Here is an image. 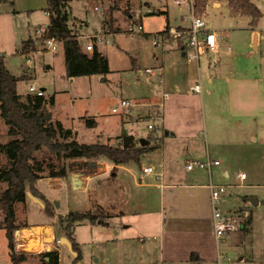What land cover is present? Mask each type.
I'll return each instance as SVG.
<instances>
[{
    "label": "crops",
    "instance_id": "0c3cea01",
    "mask_svg": "<svg viewBox=\"0 0 264 264\" xmlns=\"http://www.w3.org/2000/svg\"><path fill=\"white\" fill-rule=\"evenodd\" d=\"M63 1L68 13L67 22L69 27L83 41L92 38V35L101 31L105 26L107 29L109 27V31L105 32V36L111 32L112 27L104 21L103 14L101 29L99 31L86 32L83 28L85 23L79 18V20H77L76 16H73L69 0ZM250 1L256 6L257 2L260 4L258 0ZM90 2L93 4L96 3L93 8L97 10L98 6L102 5L99 0H90ZM209 2L210 4L206 6V8L212 5L211 7L220 10L224 4L227 7L228 17H243L231 15L227 0H209ZM179 9L181 10L180 12L183 11L182 4L179 6ZM45 13L48 16L46 11ZM164 13L167 14L165 11ZM249 18L251 17L249 16ZM140 19L136 20L138 22H134L135 20L131 21L126 31L131 33L138 32L134 30L133 27L138 23L142 24V20ZM165 20V26L159 31L154 30L153 32H145L143 34L152 39L153 36L160 34V32L165 29L167 22L170 27H177L179 25V23H172V20H169L168 16L165 17ZM259 20L255 26L251 25V18L246 24H233L235 26L223 29L213 26L208 27L211 30L213 29L216 33L218 48L216 51H206L199 59L195 60H190L186 57L182 46H178V48L170 45L155 46L151 42L153 47H155L151 52H148L147 55L153 60V64L144 67V72L145 68L153 69L152 73L146 72L148 75L147 80L149 82L154 80L158 91H151L147 93L145 97L136 100L137 102L132 105L133 111L129 114L130 116L125 119L120 117L119 119L120 123L123 124L122 128L124 130V126L128 125V122H132L133 119H136L138 115L140 116V120H149V118L153 120L154 115L159 116L160 123L164 129L163 135L165 136L164 137L162 134L160 135L163 129L158 132L152 131V133L149 134L155 149L146 153H149L150 158L155 160V162L152 161L141 164V170L146 165H150L153 171L147 174L143 171L140 172V174L145 175L150 180L143 182L140 177H137L138 179L135 181L137 187L154 191L159 197L156 203L158 218L155 222L158 232V250L156 244H145V240H142L141 243L143 245H141L140 249L144 250V252L141 257V263L139 264H213L216 257L217 246L214 239L212 225L213 210L211 208L209 191V183H214L211 178L212 174H208L206 170L200 169L186 171L184 163L181 165L178 164V155H185L184 162H186L187 160L203 159L205 154H208L212 156L213 159L216 158L220 160V164L215 166L216 171H220L224 180L230 179L234 174L236 181L238 180L239 182L238 186L248 188L250 186H256L252 181L245 184V181H247L251 174V169L247 170L246 166L241 167V163H244L243 165L253 164L254 160H251L254 156L252 155V145L258 143L264 145V26H261ZM77 21L84 26L81 27V25H77ZM48 24L47 22V24L40 26L47 27ZM208 25L207 21V26ZM117 29L122 30L120 27ZM35 37V39L39 41L32 40L29 36L23 39L22 46L16 51L23 49L26 40H29L30 46L34 47H31L33 48V53H37L40 50L52 51L43 45L41 38L39 39L36 33ZM230 37H232V39H230ZM37 42H41L40 48L36 45ZM36 48H38V50H36ZM59 49V62L64 65L63 74L68 77L65 72V57L62 42H59L58 49L52 52H57ZM99 50L104 53V49L101 46H99ZM202 56L207 57L203 65H201ZM132 65L139 70L134 59H132ZM22 67L23 76L27 75V77H30L31 74L25 71V68L29 70L30 66L27 64V67L25 65ZM46 68L48 70L52 69L51 65H46ZM138 73L141 74V72ZM14 76L18 77L17 75ZM196 81L200 83L201 88L200 92H196L199 94L200 105L198 106V112H200L199 109L201 106V111L204 113L200 121L201 123L190 121V113L194 107H192V105L187 107L182 103V96H189L185 94H189V92L196 94L190 90V87ZM253 81L258 88L254 87ZM249 83H251V85H248ZM230 85L234 86V89H229ZM41 88L44 90L43 87ZM164 91L168 92V97L163 96ZM26 95H24L23 98ZM170 115L176 117V119L181 116L184 121L181 123L171 121L169 119ZM204 119L205 122L207 120H212L216 121V123H211L210 126H207L205 125ZM127 130L128 131H121L115 136L120 135L122 132H126L127 134H133L137 140L134 128H132L131 124L127 126ZM201 136L202 138L203 136L205 139L207 138L208 142L211 143V153L209 149L206 148V153L204 155L202 154L203 156L200 155L199 157V153L196 155L198 157H193L195 153L191 152L197 151L199 138H201ZM146 153L143 155H146ZM112 165L114 166V164H111L109 161V166L112 167ZM117 167L126 168L125 165H118ZM239 172H245L247 177L244 180L239 179ZM153 178H156L158 181L154 182ZM217 181V184H223L226 188H231L232 186L228 184L229 181ZM36 188L38 187L36 186ZM252 196L257 199V204L250 203L249 198ZM145 200L146 202L149 201V194L148 198L146 197ZM28 204H30L29 201ZM222 204V211L236 217L239 227L224 238L222 241L223 243L220 245V251L226 253L231 252L232 254L236 253V264H264V209L260 208V206L264 207V199H259L256 194H244L241 195L239 199L228 189L227 193L221 198V205ZM122 218L120 213L116 212L115 215L110 217L107 221L97 220L95 223H91L88 220H81L75 222L74 224H76V226L73 224L70 232H72L73 242L78 246L79 252L81 253L80 258L83 257L84 245L89 243V241L83 238V235L79 233L78 236L77 234L80 224H87L88 228L95 233L100 232L104 249H106L111 241L118 243L121 241V243H124L130 240V238H128L130 235L124 234L129 229L128 222H124ZM43 219V222H32L25 226H31V224H48L51 225L54 231V226L51 222L55 220H50L48 218ZM64 225L65 222L61 225L62 228ZM62 228H60L58 223L55 226V229H57L56 231L60 229L63 230ZM113 228L115 229L114 233L116 235H118L119 232L121 233L119 239L114 238L111 240L110 234ZM63 232L65 235L66 230L64 229ZM133 237L134 236H131V238ZM7 242L6 254L10 264H13L10 260ZM38 245L39 248H35L38 249V253H34L35 251L25 252L22 247L23 245L18 243L17 246L21 247L22 250H16V252L22 253L23 259L17 264H22L29 255L37 257L38 260L41 258L42 260L43 257H41V253L49 250H57V264H62L61 260L66 254L65 251L68 252L67 255L70 256V260L74 263L75 256L70 253L67 246L56 247L51 243H43L41 241ZM150 246V250H152L153 253L149 252L150 250H145ZM117 250V247L112 249L113 252ZM47 259L48 257L44 258L45 261ZM98 259L99 257H97L94 262L96 263ZM77 263L83 264L81 260ZM135 264H138V262Z\"/></svg>",
    "mask_w": 264,
    "mask_h": 264
},
{
    "label": "rangeland",
    "instance_id": "374dc122",
    "mask_svg": "<svg viewBox=\"0 0 264 264\" xmlns=\"http://www.w3.org/2000/svg\"><path fill=\"white\" fill-rule=\"evenodd\" d=\"M258 1L260 4H258L257 1L256 4L262 14L259 22L261 26H264V0ZM101 4L102 5H99L97 10L93 8L96 3L93 4L90 0H69L73 16H76L77 20L81 19V21L85 23L84 26L77 21V25H81V27L84 26L83 28L86 32L99 31L101 29L102 14L103 19L109 26L110 21L112 22V30L105 36L107 40L100 45L104 49L105 56H107L109 61V72L106 76L66 77L63 74L64 65L59 62L58 55L60 49L57 52L40 50L37 53H33L31 56L30 69L27 70L25 68V71H28L31 76H23L22 66L25 65L27 67L26 58L21 55L20 51L16 50L22 46L23 39L29 36L32 40H38L35 39L36 28L48 22V16L45 13L47 0H5L0 2V54H2V56L4 55L7 68L12 74L18 77H25V79H20L18 81L16 92L24 96L31 93L28 91L30 85L36 88L43 87V105L51 115L48 120L51 124L60 122L63 126L70 127L76 132V140L84 143H94L97 141L114 143L115 135L121 131H128L127 126L129 124L134 128L137 139H146L149 137V134L152 133V130L148 128L147 119L140 120V116L138 115L132 122H128L129 124L127 123L128 125L124 126L123 130V124L120 123L119 119L120 117L125 119L130 115L114 113L112 112L111 106L118 101L119 98L129 99L135 104L137 102L136 100L145 97L147 93L158 91V88L155 86L156 82L154 80L149 82L147 80L148 75L144 72V67L153 64V60L147 54L151 52L155 46L153 47L151 43L152 39L146 37L143 33L162 29L165 26L166 16H168L169 20H172L174 24H189V21L180 22L178 20L177 16L181 10L179 9L180 5L176 3L175 0H121L117 3L118 7L116 8H110L113 6L110 0H102ZM209 4L210 2L208 1L206 6ZM182 6V12L188 15V4H182ZM211 6L205 8L200 14L203 16L205 15V19H207L209 24L208 27L213 26L223 29L235 26L233 24H246V22L251 20L247 15L238 18L228 17L227 7L224 4L220 10ZM147 8L161 9L163 12L160 14L144 13ZM164 11L167 12V14H165ZM137 15H141L140 20H142L141 25L144 32H127V26L130 25L131 21L135 20L134 22H138L136 21L138 19ZM119 27L122 30L117 29ZM133 28L136 30L137 25H134ZM106 31H109V27L107 29L105 26L97 33L105 35ZM230 39H232V37H230ZM87 40L91 39L88 38ZM36 45L40 48L41 42H37ZM38 48H36V50H38ZM132 59L135 60L139 70L132 65ZM206 59V56L201 57V65L205 63ZM46 65H51L52 69L48 70ZM138 72H141V74ZM102 77H104L103 80ZM253 83L254 87L258 88L254 81ZM248 85H251V83ZM231 88L234 89V86L230 85L229 89ZM185 95L189 96H182V103L187 107L191 105L194 107L190 113V121L201 123L200 121L204 113L201 111V106L199 109L200 112H198V106L200 105L199 94L189 92V94ZM84 117L95 119L96 126H94V128H89L84 125V121L82 120ZM169 119L177 123L184 121L181 116L176 119V117L170 115ZM206 122L205 125L207 126H210L211 123H216V121L212 120H207ZM163 132L164 129L161 131L160 135H163ZM9 137L10 136L7 135V127H5L0 120V143L6 142ZM206 139L204 136L203 138L202 136L199 138L197 151L191 152L195 153L193 157H198L196 155L199 153V157L202 154L204 155L206 153V148L209 149L211 153L212 145L208 142V139L206 143ZM149 141L152 145L150 138ZM251 149L253 150L252 155H254L251 159L254 160L253 164L243 165L244 163H241V167L246 166L247 170L251 169V174L247 181H245V184L252 181L256 186H250L249 188L238 186L239 182L238 180L236 181L234 174L230 179L224 180L220 171H216V166L211 169L210 174H212L211 178L215 184H217V180H219V182L229 181L228 184L232 186L231 188L227 187L226 190H231L235 197L240 199V196L244 194H256L257 197L262 200L264 199V145L258 143L252 145ZM43 154L51 156L46 148H43V151L37 155L42 156ZM167 156L165 157L169 158ZM177 157L179 165L185 164V155H178ZM140 158V165L146 164V162H155V160L150 158L149 153H146V155ZM68 164L69 170L65 177H43L36 182V186L38 187L37 190L39 189V193L49 201L54 215H48L43 207L27 196L25 202H18L15 204V222L20 226L18 229H25L27 227L22 226L32 222H43V218L55 220L51 222L55 231V239L51 244L56 247H62L64 245L59 244L57 241L60 237L65 235L61 229L56 231L57 229H55V226L57 223L59 224V220L66 217L68 213L91 212L95 215L103 214V216L106 217L97 220L107 221L118 212L120 216L123 217L122 220L128 222L129 229L124 234L130 235V237H128L130 240L124 243L119 241L120 244L111 241L108 244L109 246L104 249L100 232L95 233L88 228L87 224L79 223L78 236L80 233L83 235V238L89 241L88 244L84 245L83 257L80 258V260L83 264L141 263V257L144 252V250L140 249L141 245H143L141 243L142 240H145V244H156V248L159 246L158 232L155 226V222L158 218L156 203L159 197L156 195V192L148 189L146 190V188H139L135 184V181H137L139 177L143 182L150 180L145 175L140 174L142 171L141 166L132 162L129 163V165H125L126 168H118L113 165L111 167L109 166V161L102 157L95 161H86L82 159L68 160ZM7 165L8 161L6 156L0 151V169L6 168ZM153 181L157 182L158 180L153 178ZM5 185V183L0 181V192L5 188ZM148 194L149 201L146 202L145 199L146 197L148 198ZM28 201L30 204H28ZM55 201L58 202V207L54 204ZM221 207L223 208V204L219 206V208ZM260 208L264 209V207L261 206ZM2 219L3 214L0 211V264H10L6 254L7 239L5 230L1 225ZM74 225L76 226V224ZM31 226L33 225L31 224ZM114 228L110 234L111 240L114 238L119 239L121 236L120 232L118 235L114 233ZM70 233L71 239L74 240L72 232ZM131 236L134 237L131 238ZM14 239L16 250H22L21 247L17 246V244L20 243L18 237L14 235ZM76 247L79 250L78 246ZM114 247H117L118 250L113 252L112 249ZM150 248L151 246L145 250L149 251ZM31 251L38 253V249ZM149 252L153 253L152 250ZM65 253L66 256L64 255L61 260L62 264H79L77 262L72 263L70 256L67 255L68 252L65 251ZM230 253L231 252L228 254L233 258L237 257L236 253ZM97 257H99V259L95 263L94 261ZM38 263L41 264V258L38 260L37 257L29 255L22 264Z\"/></svg>",
    "mask_w": 264,
    "mask_h": 264
},
{
    "label": "trees",
    "instance_id": "16d2710c",
    "mask_svg": "<svg viewBox=\"0 0 264 264\" xmlns=\"http://www.w3.org/2000/svg\"><path fill=\"white\" fill-rule=\"evenodd\" d=\"M2 1L5 0H0ZM119 1L121 0H110L113 4L110 8L118 7ZM208 1L195 0L197 14L202 13ZM227 1L232 16L249 15L252 18V26L258 23L261 12L252 1ZM63 2V0H47L46 12L49 17L47 26L49 34L63 44L67 76H93L94 74L106 76L109 72L107 56L96 46L92 52L84 49L83 40L68 25V13ZM110 26L112 27L111 21ZM169 27L167 22L165 29L161 32L167 35ZM29 45V40H26L23 48L30 49ZM20 79L25 77L19 78L12 75L5 65V58L0 54V120L7 127V135L10 136L6 142L0 143V151L4 153L8 161L7 167L0 169V181L6 184L0 192V211L3 214L1 225L5 230L9 256L13 264L23 259V254L17 253L15 247L14 233L15 229L20 227L15 222V204L25 202L28 190L43 201V208L48 215H54L49 201L36 188V182L39 179L65 177L69 170L68 160L95 161L102 157L113 163L114 167L129 165L132 162L140 165V157L155 149V146L149 143L150 137L146 138L148 143L142 146L139 139L136 140L133 134L126 132L115 136L114 143L98 141L84 143L76 140V132L71 128L63 126L60 122L51 124L46 118L44 95L28 93L23 98L16 92ZM82 120L89 128L96 126L95 119L84 117ZM43 148H46L51 156L45 154L38 156L37 154L43 151ZM105 217L103 214L79 212L69 213L59 220L60 228L65 222L62 229L66 230L65 235L72 242L74 251L77 252L74 262L80 260L81 253L71 239L70 230L73 224L81 220L95 223L97 219ZM41 257H43L41 264L58 263L57 250L45 251L41 253ZM45 257H48L46 261Z\"/></svg>",
    "mask_w": 264,
    "mask_h": 264
},
{
    "label": "built area",
    "instance_id": "2783aa9c",
    "mask_svg": "<svg viewBox=\"0 0 264 264\" xmlns=\"http://www.w3.org/2000/svg\"><path fill=\"white\" fill-rule=\"evenodd\" d=\"M179 5L186 3L188 4V15H185L183 12H180L177 16L180 22L189 21V24H179L177 27H169L167 31V35H164L162 32L160 34L153 36L152 43L155 46L161 45H170L182 46L184 48V54L190 60L199 59V57L204 54L206 51H216L218 48L217 36L215 31L207 26V20L204 19V16L196 13L195 0H175ZM163 11L160 9H150L147 8L144 13L147 14H160ZM143 14V13H142ZM141 14V15H142ZM141 15H137V18L140 19ZM136 31L142 33L143 27L140 23L137 24ZM37 37L43 42V45L52 50L56 51L58 49L59 40H56L53 36H51L48 32L47 27L40 26L35 31ZM91 40H87L84 43V49L87 52H92V50L103 44L107 39L105 35H100L96 33L92 35ZM21 55H24L26 58V62L28 66L31 65V54L33 53L32 48H23L20 50ZM145 72L152 73L153 69L145 68ZM190 90L193 92H200V83L196 81L191 87ZM28 91L34 95H44L42 88H36L33 85L28 87ZM164 97H168V92H163ZM133 103L128 99L119 98L118 101L112 104V112L128 115L133 111L132 107ZM153 120L149 118L147 124L148 128L152 131L158 132L163 129L160 123L159 116H153ZM219 159H213L211 156L206 154L203 159L198 160H187L184 164V168L186 171H194V170H206L208 174L212 167L215 165H219ZM144 173H149L153 171L152 166L146 165L142 168ZM239 179L244 180L247 177L245 172H239ZM209 191H210V203L212 208V225L214 231V239L217 246V254L214 259L213 264H236L237 259L233 258L226 252L220 251V245L223 243L224 238L230 233L234 232V230L238 229V220L236 217L228 215L219 208L221 203V198L224 194L227 193L226 186L223 184H214L212 182L209 183Z\"/></svg>",
    "mask_w": 264,
    "mask_h": 264
},
{
    "label": "water",
    "instance_id": "95a60500",
    "mask_svg": "<svg viewBox=\"0 0 264 264\" xmlns=\"http://www.w3.org/2000/svg\"><path fill=\"white\" fill-rule=\"evenodd\" d=\"M104 79V77H102V80ZM51 115L49 112H47V119H50ZM140 144L142 146H145L148 141L146 139L143 138H139ZM26 195L28 197H30L34 202L38 203L41 207H44V203L43 201L38 198L37 196H34L30 193V191L26 192ZM250 203L252 202V204H257V199L255 197H251L249 198ZM54 204L56 205V207L59 206L58 202L55 201ZM24 231H29L28 234H24ZM15 236L18 237V240L20 241V243L23 245V250L25 252L34 250L35 248H39L38 244L41 242L43 243H51L54 241L55 237H54V231L51 227V225L45 224V225H33V226H27V228L25 229H15ZM59 244H63L65 246L68 247L70 253L72 255H74L75 257L77 256V252L74 251L73 246L70 242V240L66 237V236H62L58 239L57 241Z\"/></svg>",
    "mask_w": 264,
    "mask_h": 264
},
{
    "label": "bare ground",
    "instance_id": "6f19581e",
    "mask_svg": "<svg viewBox=\"0 0 264 264\" xmlns=\"http://www.w3.org/2000/svg\"><path fill=\"white\" fill-rule=\"evenodd\" d=\"M24 232L27 233V234L29 233V231L28 232L27 231H24Z\"/></svg>",
    "mask_w": 264,
    "mask_h": 264
}]
</instances>
